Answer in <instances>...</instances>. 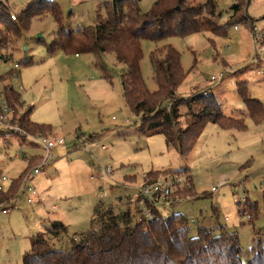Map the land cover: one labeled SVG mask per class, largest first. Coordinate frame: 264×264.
Listing matches in <instances>:
<instances>
[{
    "label": "rangeland",
    "instance_id": "1",
    "mask_svg": "<svg viewBox=\"0 0 264 264\" xmlns=\"http://www.w3.org/2000/svg\"><path fill=\"white\" fill-rule=\"evenodd\" d=\"M39 1L10 0V13L19 15ZM52 1L61 11L65 29L76 32L95 25L97 15L105 14L104 2L111 0ZM154 1L140 0V10L147 12ZM214 1L215 22L225 25L233 0ZM244 17L246 22L252 18L257 34H264V0H250ZM234 26L237 29L228 28L224 36L202 32L159 42H141L140 69L150 92L156 91L157 86L149 55L170 45L179 52L182 68L188 72L177 90L179 97L190 98L206 91L216 97L223 114L244 118L243 131L207 125L184 159L166 146L162 135L138 133L139 118L132 114L122 97L120 76L126 67L113 54L98 57L91 53H47L46 47L57 31L50 15L32 19L28 30L11 39L7 48L0 49L2 57L11 56L8 62L0 59V77L8 76L0 82V101L4 100L3 89L12 88L23 103L18 104L17 114L22 115L32 107L30 120L51 127L44 135L64 140L54 150L52 161L31 183H25L42 194L45 204H27L20 196L16 200L17 209H10L8 214L0 210V264H22V256L37 234H44L57 249L66 248L68 241L88 230L94 205L100 199L99 187L111 198L123 197L127 192L125 187L141 184L147 173L166 170L184 171L171 176H186L190 187L179 194L186 200L168 209L160 208V212L183 215L192 233L197 222L207 227L225 225L229 231L238 233L242 263L251 260V247L259 250L264 243V121L256 124L247 117L236 93V83L247 81L250 97L264 104V62L254 60L259 45L255 46L252 40L256 34L253 27L243 23ZM38 34L40 42L36 38ZM24 59H31L32 64H21ZM14 64L19 65V77L9 74ZM218 74L223 75L222 80L211 83L210 77ZM91 136L94 137L89 139ZM91 141L105 149L97 147L90 155L84 147ZM17 152L27 157L40 154L37 148L20 147L14 136L0 137V170L11 179L18 177L28 163L17 157ZM106 167L112 169L108 180H90L95 168L102 171ZM133 181L132 185L126 184ZM242 199L256 204L257 216L252 223L238 215L237 203ZM52 205L56 207L54 210ZM228 214L230 221L225 222ZM53 221L65 225L66 231L53 235L50 231Z\"/></svg>",
    "mask_w": 264,
    "mask_h": 264
},
{
    "label": "trees",
    "instance_id": "2",
    "mask_svg": "<svg viewBox=\"0 0 264 264\" xmlns=\"http://www.w3.org/2000/svg\"><path fill=\"white\" fill-rule=\"evenodd\" d=\"M139 1L104 2L105 14L97 15L95 25L76 32L65 29L61 11L52 0H40L21 12L15 21L10 19V9L0 3V49L7 48L11 39L19 38L23 31L28 30L32 19L50 15L57 31L46 47L48 54L61 51L75 55L91 53L100 57L111 53L117 62L126 67L120 76L122 97L132 114L139 118L136 129L139 134L162 135L166 146L173 148L184 159L209 124L222 130L243 131L244 118L223 114L213 94L204 91L190 98L177 95L188 72L182 68L179 52L170 45L149 55L152 78L157 86L156 91L150 92L140 69L143 58L141 42H159L202 32L224 36L228 28L236 27V23H243L252 29L253 21L247 23L244 19L250 0H233L229 20L222 26L217 25L214 19L217 15L214 0H202L197 4L190 0H155L147 12L140 10ZM0 59L8 62L11 56L0 55ZM21 64L27 66L32 61L24 59ZM9 74L12 75V70ZM7 79V75L0 77V82ZM236 93L247 117L256 124L263 122L264 104L250 97L247 82H237ZM2 96L12 114L17 115L18 104H23L20 95L12 88H4ZM31 111L32 107L20 114V127L32 134L50 132L49 125L30 120ZM2 136L5 133L0 132ZM24 160L28 162L27 167L12 179L10 190L0 194V204L7 205L15 197L24 173L37 162V157L30 156ZM183 172L151 171L144 180L153 182L161 176L181 175ZM116 200L115 205L99 199L94 205L88 230L68 241L64 249L55 248L44 234L34 235L30 240V249L22 256V264H243L238 233L229 231L225 225L207 227L197 222L192 233L183 215L173 212L163 215L159 210L154 212L155 218L151 222L143 220L136 223L132 209L118 207L121 198ZM237 204L240 206L238 215L252 223L257 216L256 204L246 200ZM50 231L59 235L66 231V226L53 221ZM250 251L252 258L246 264H264V243L259 250L251 247Z\"/></svg>",
    "mask_w": 264,
    "mask_h": 264
},
{
    "label": "built area",
    "instance_id": "3",
    "mask_svg": "<svg viewBox=\"0 0 264 264\" xmlns=\"http://www.w3.org/2000/svg\"><path fill=\"white\" fill-rule=\"evenodd\" d=\"M10 0H0V3L4 4L10 9L9 5ZM18 15L14 13H10V19L12 21L16 20ZM236 29V27H235ZM257 28L253 27V32L256 33ZM263 39V34L256 33L253 35L252 40L255 46L258 47V59L261 61L264 60V49L260 45V42ZM19 65L14 64L12 75L19 77ZM223 78L222 74L212 75L210 77V82L213 84L219 83ZM22 89V87H20ZM19 114L13 115L11 108L6 104L4 100L0 101V132L5 133L9 136H14L18 142L20 147H32L40 150L39 155H33L37 157V164L33 166L26 174L23 179L19 190L15 194L13 199H10L7 205L0 204V210L3 214H8L10 209H17L16 200L22 196L24 201L27 204H45L44 197L40 194L36 188L32 185H25V183H31L32 179L39 175L44 167L48 165L49 162L52 161L54 157V150L64 144V140L51 138L41 134H32L26 132L24 129L20 127L18 118ZM99 147L100 150H104L105 147L103 145L97 146L91 141L88 146H85L84 149L90 155L92 154L95 148ZM17 157L27 158L25 154L21 152L16 153ZM97 168V167H96ZM95 168V172L90 177L91 181L100 180L105 182L109 179L112 174V169L110 167L104 168L102 171H99ZM186 181V182H185ZM12 184V179L9 178L6 174H4L0 170V194L7 193ZM128 185H132V183H126ZM190 185L187 182L186 176L176 177V176H161L153 182H148L143 179L141 184L136 187H125L127 189H132L134 192L132 195L124 197V205L130 207L134 212V219L136 223H140L143 220L147 222H151L155 218L154 212L159 210L160 208L168 209L174 206L175 204L181 203L186 200L185 198L179 197L180 193L188 190ZM215 191V189H212ZM99 198L101 200L111 199L110 195L104 192L102 187H99ZM244 199L241 200L243 202ZM56 207L54 205L51 206V209L54 210ZM230 215H226L225 219L228 220ZM191 222H195V220L191 219Z\"/></svg>",
    "mask_w": 264,
    "mask_h": 264
},
{
    "label": "crops",
    "instance_id": "4",
    "mask_svg": "<svg viewBox=\"0 0 264 264\" xmlns=\"http://www.w3.org/2000/svg\"><path fill=\"white\" fill-rule=\"evenodd\" d=\"M251 19H252V18H250V20H251ZM253 27H255V26H253ZM234 29H235V27H234ZM236 29H237V28H236ZM236 29H235V30H236ZM263 42H264V34H263V39H262V41L260 42V45H261L262 47H263ZM257 49H258V48H257ZM257 54H258V53H257ZM257 54L255 55L256 58H255L254 60H255L256 62H258V63L264 62V60L261 61L260 59H258ZM255 61H254V62H255ZM263 77H264V74H263ZM262 80H263V78H262ZM246 82H247V81H246ZM247 84H248V82H247ZM187 171H188V170H187ZM246 172H249V171L246 170ZM134 182H135V181H133V182H131V183H134ZM126 183H127V182H126ZM125 191H127V192L123 193V194H124L123 197H122L121 195L118 196V197L121 198V200H120L121 203L118 204V207H121V208H124V209L127 207V206H125V207L123 206V203H124V197H127V196H129V195H132L133 192H134L132 189H125ZM118 197H114V198L109 199V200H112V201H111V202H107V203H113V204L116 205L115 202L117 201L116 198H118ZM122 198H123V199H122ZM115 200H116V201H115ZM117 202H118V201H117ZM228 215H230V214H228ZM230 218H231V215H230ZM230 218H229L228 220L225 219V222L230 221Z\"/></svg>",
    "mask_w": 264,
    "mask_h": 264
},
{
    "label": "water",
    "instance_id": "5",
    "mask_svg": "<svg viewBox=\"0 0 264 264\" xmlns=\"http://www.w3.org/2000/svg\"><path fill=\"white\" fill-rule=\"evenodd\" d=\"M36 38L39 39V38H40V35L38 34V35L36 36Z\"/></svg>",
    "mask_w": 264,
    "mask_h": 264
}]
</instances>
